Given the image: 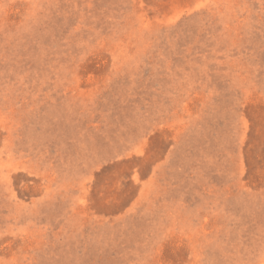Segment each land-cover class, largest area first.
<instances>
[{
    "label": "rangeland",
    "instance_id": "374dc122",
    "mask_svg": "<svg viewBox=\"0 0 264 264\" xmlns=\"http://www.w3.org/2000/svg\"><path fill=\"white\" fill-rule=\"evenodd\" d=\"M0 264H264V0H0Z\"/></svg>",
    "mask_w": 264,
    "mask_h": 264
}]
</instances>
